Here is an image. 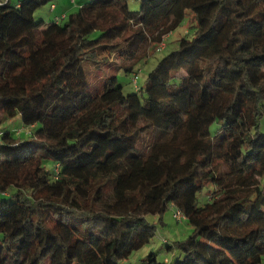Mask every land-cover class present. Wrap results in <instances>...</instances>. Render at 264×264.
<instances>
[{"label": "trees", "instance_id": "trees-1", "mask_svg": "<svg viewBox=\"0 0 264 264\" xmlns=\"http://www.w3.org/2000/svg\"><path fill=\"white\" fill-rule=\"evenodd\" d=\"M50 1H0V112L29 128L0 127V264H120L169 206L194 230L144 264H264V0H84L65 22L53 1L37 18ZM189 12L195 36L140 85Z\"/></svg>", "mask_w": 264, "mask_h": 264}, {"label": "rangeland", "instance_id": "rangeland-1", "mask_svg": "<svg viewBox=\"0 0 264 264\" xmlns=\"http://www.w3.org/2000/svg\"><path fill=\"white\" fill-rule=\"evenodd\" d=\"M12 2H17L18 0H11ZM55 1L57 9L51 11L52 13L58 14L59 17L65 13L66 17L61 18L62 22L68 18L69 14L72 12L78 11L81 3L84 0H53ZM52 1V2H53ZM130 6L132 8H139L140 7V0H128ZM51 1L41 6L38 11L36 12V17L40 18L41 15L46 17V13H49ZM198 25L195 17H193L192 13L189 12L181 25H179L176 29H174L170 34L166 35V40L164 45L160 44H153L151 47V53L147 55V57L143 58L138 64L136 65V69H138V83L140 85L144 84L145 79L151 69H153L158 61L165 56L166 54L170 53L171 51L177 49L181 45L182 40H190L192 39L195 34L197 33ZM149 51V49L147 50ZM113 58V57H111ZM115 63L117 65L121 64L122 62L129 63L128 59H121L114 56ZM125 60V61H124ZM116 66V64L105 65L106 70H111L109 67ZM120 79L124 82L125 91H132L134 89V84L130 80V74H125L120 72ZM0 127H11L12 129L16 130V135H21L23 137H27L29 135V128L25 127L21 121L20 115H17L13 118H5L3 119L1 112H0ZM168 154H165L170 159L174 158L177 159L182 155V151L179 149H172ZM260 175V173H258ZM264 183V179H263ZM176 208L174 206H169L168 209L163 213L162 217L160 218L159 215L148 214V218L152 221H155L157 224L156 233L153 238L146 243L143 247L138 250H134L129 257L123 259L120 264H144V259L146 258L147 254L151 251H155L157 255V259L160 262H164L166 257L172 256V250L167 248V244L165 243L166 240L174 241L176 239H181L188 236L194 230V224L189 220L180 221L175 216ZM164 264V263H160Z\"/></svg>", "mask_w": 264, "mask_h": 264}, {"label": "built area", "instance_id": "built-area-1", "mask_svg": "<svg viewBox=\"0 0 264 264\" xmlns=\"http://www.w3.org/2000/svg\"><path fill=\"white\" fill-rule=\"evenodd\" d=\"M0 1H1V0H0ZM1 132H2V131H0V140H1ZM178 215H179V216H180V215L182 216V214H181L180 212H178Z\"/></svg>", "mask_w": 264, "mask_h": 264}, {"label": "crops", "instance_id": "crops-1", "mask_svg": "<svg viewBox=\"0 0 264 264\" xmlns=\"http://www.w3.org/2000/svg\"><path fill=\"white\" fill-rule=\"evenodd\" d=\"M58 6V5H57ZM57 6H56V8L54 9V10H56L57 9ZM50 10V9H49Z\"/></svg>", "mask_w": 264, "mask_h": 264}]
</instances>
